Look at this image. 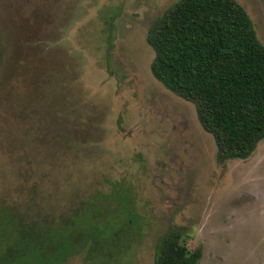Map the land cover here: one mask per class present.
<instances>
[{"label": "rangeland", "instance_id": "rangeland-1", "mask_svg": "<svg viewBox=\"0 0 264 264\" xmlns=\"http://www.w3.org/2000/svg\"><path fill=\"white\" fill-rule=\"evenodd\" d=\"M174 1L0 0V218L54 224L111 183L137 215L115 254L61 264H152L169 227L197 264H264V138L218 162L194 104L150 74L145 32ZM236 1L264 45V0ZM14 237L0 225V256Z\"/></svg>", "mask_w": 264, "mask_h": 264}, {"label": "trees", "instance_id": "trees-1", "mask_svg": "<svg viewBox=\"0 0 264 264\" xmlns=\"http://www.w3.org/2000/svg\"><path fill=\"white\" fill-rule=\"evenodd\" d=\"M144 39L153 52L150 74L194 104L216 160L247 158L264 138V45L245 9L236 0H175ZM132 209L127 187L112 183L107 193L94 191L69 206L70 215L54 224L36 226L4 209L0 225H8L15 240L0 264H61L86 245L97 259L111 256L125 247L128 224L137 228ZM200 256L199 247L187 246L183 229L169 227L155 240L152 264H197Z\"/></svg>", "mask_w": 264, "mask_h": 264}]
</instances>
